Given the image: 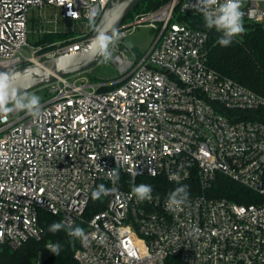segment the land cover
I'll return each instance as SVG.
<instances>
[{
  "label": "built area",
  "instance_id": "2783aa9c",
  "mask_svg": "<svg viewBox=\"0 0 264 264\" xmlns=\"http://www.w3.org/2000/svg\"><path fill=\"white\" fill-rule=\"evenodd\" d=\"M109 1L0 0V72L86 48ZM200 7L168 0L126 17L116 30L125 35L110 47L119 77L96 81L90 69L58 77L42 86L38 116L0 113V250L40 238L41 211L66 225L83 221L97 182L106 179L118 191L87 219V239L74 252L79 264H264V118L243 112L264 106V96L204 61L208 32L186 18L204 19ZM36 9L41 35L69 32L60 21L86 29L31 44ZM241 10L248 21H264V0H242ZM142 24L158 33L132 59L123 39ZM109 170L173 183L196 176L202 190L170 210L169 195L140 202L132 188L113 185ZM218 173L263 200L207 194Z\"/></svg>",
  "mask_w": 264,
  "mask_h": 264
},
{
  "label": "trees",
  "instance_id": "16d2710c",
  "mask_svg": "<svg viewBox=\"0 0 264 264\" xmlns=\"http://www.w3.org/2000/svg\"><path fill=\"white\" fill-rule=\"evenodd\" d=\"M166 1L168 0H142L129 13L127 19L138 12L156 9ZM186 18L193 26L208 32L203 49L204 61L220 74L231 77L264 96V21L254 22L243 18L244 32L234 36L231 43L224 47L218 42L222 33L215 28H207L204 19L196 17ZM68 36H70V33L63 31L44 33L38 42L48 43ZM243 112L244 115L250 114V116L254 115L264 118V106ZM101 184L107 188H112L109 180L100 179L94 190ZM134 184L150 185L153 189L152 193L166 195L182 186H187L188 194L199 193L202 190L196 176H191V178L182 183H173L164 176L140 175L133 177L125 172L119 173V179L116 182L117 187L130 189ZM206 192L212 196L226 197L243 204L257 203L263 200V195L258 191L248 188L221 173L216 175ZM107 198L108 196H101L99 199L94 200L91 195L84 214L85 219L77 222L72 227H80L84 230L87 226V219L105 207ZM39 222L42 228L40 238H30L15 249L4 246L0 250V264H35V260L39 258L40 252L48 243L51 245L59 243L62 247L59 254L52 252L50 248L42 264H79L74 256L75 249L79 244V238L74 239L68 236L66 229L56 233L48 231L49 225L53 222H62L61 218L50 212L41 211Z\"/></svg>",
  "mask_w": 264,
  "mask_h": 264
},
{
  "label": "clouds",
  "instance_id": "9594fccd",
  "mask_svg": "<svg viewBox=\"0 0 264 264\" xmlns=\"http://www.w3.org/2000/svg\"><path fill=\"white\" fill-rule=\"evenodd\" d=\"M201 7L199 10L203 14L205 26L209 29L215 28L222 33L219 38L221 46H228L234 36L240 35L244 32L242 9V0H224L223 3L218 4V0H198ZM218 5V6H217ZM70 15H75L70 13ZM125 34L111 30V34L107 31L99 32L92 40L93 56H100L105 62L112 60L111 46H114ZM131 46V45H129ZM16 77L7 72H0V113H11L14 111H26L32 116L40 114V97L35 94H28L20 92L14 85ZM11 104V107L9 105ZM109 175L112 179L113 185L119 179V173L115 170H109ZM118 191L115 187L107 188L101 184L96 190L92 192V198L99 199L101 196H109ZM136 199L140 202L152 199V187L147 184L133 185L131 189ZM188 190L187 186H182L175 189L168 196L166 201V208L174 209L187 200ZM62 229H66L67 235L82 241L87 239L84 230L80 227H72L71 223L53 222L48 227V231L56 233ZM103 243V241H100ZM61 245L55 243L51 245V251L59 254Z\"/></svg>",
  "mask_w": 264,
  "mask_h": 264
},
{
  "label": "water",
  "instance_id": "95a60500",
  "mask_svg": "<svg viewBox=\"0 0 264 264\" xmlns=\"http://www.w3.org/2000/svg\"><path fill=\"white\" fill-rule=\"evenodd\" d=\"M142 0H110L96 26L90 32L86 48L18 66L7 73L15 75L14 85L22 93L40 88L58 77H65L92 68L100 56H93L92 40L101 31H115Z\"/></svg>",
  "mask_w": 264,
  "mask_h": 264
},
{
  "label": "rangeland",
  "instance_id": "374dc122",
  "mask_svg": "<svg viewBox=\"0 0 264 264\" xmlns=\"http://www.w3.org/2000/svg\"><path fill=\"white\" fill-rule=\"evenodd\" d=\"M38 10L36 9L33 13L34 16L30 18L29 21V33H28V41L31 44H36L43 34L38 33V23L36 21V13ZM59 29H66L69 31L70 35H76L78 33L83 32L86 29L84 23L75 22V21H60L58 24ZM158 30L154 27L142 24L134 29H132L127 36L123 39V46L129 48V56L134 59L135 53L138 56V59L145 55L149 49L151 48ZM131 45V46H129ZM89 76L96 81H112L115 80L117 77L120 76V71L118 66L112 62L111 60L105 62L103 58L99 60L92 68H90ZM28 94H35L40 97V101L46 98V90L43 87L31 90L27 92ZM11 106V104L9 105ZM49 253V249L45 247L39 254V258L44 259ZM37 258L35 260V264H39Z\"/></svg>",
  "mask_w": 264,
  "mask_h": 264
}]
</instances>
